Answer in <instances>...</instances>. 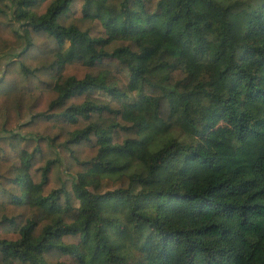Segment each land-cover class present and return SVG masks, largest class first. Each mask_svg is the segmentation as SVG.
<instances>
[{
    "label": "clouds",
    "instance_id": "1",
    "mask_svg": "<svg viewBox=\"0 0 264 264\" xmlns=\"http://www.w3.org/2000/svg\"><path fill=\"white\" fill-rule=\"evenodd\" d=\"M86 2L76 0L63 27L88 33L85 47L105 42L92 45L91 64L92 52L74 50V34L55 49L50 36L42 38L55 0H0V244L17 250L14 264L33 252L45 264H73L101 221L109 240L113 223L131 231L132 201L143 204L159 191L152 186L156 158L169 144L193 139L180 126L182 109L174 112L168 98L184 94L197 69L178 54L161 60L151 40L138 46L114 39L107 16L102 20L95 7L86 15ZM145 21L153 23L151 12ZM117 43L128 49L122 62L110 58ZM162 122L167 141L160 139ZM117 198L128 205L117 206ZM26 236L42 239L43 251L26 247ZM6 251L0 247V257Z\"/></svg>",
    "mask_w": 264,
    "mask_h": 264
},
{
    "label": "trees",
    "instance_id": "2",
    "mask_svg": "<svg viewBox=\"0 0 264 264\" xmlns=\"http://www.w3.org/2000/svg\"><path fill=\"white\" fill-rule=\"evenodd\" d=\"M75 2L55 0L42 38L50 36L55 49L72 33L77 54L92 52L95 63L92 45L105 42L85 47L88 33L63 27ZM92 7L102 20L107 16L114 39L138 46L151 40L161 60L178 54L197 69L184 94L168 98L174 112L182 109L180 126L190 128L193 139L169 144L156 158L152 186L159 191L143 204L132 201L135 227L113 223L115 239L109 240L101 221L95 237L85 235L91 242L82 243L73 264H264V0H87L86 15ZM58 10L65 11L53 23ZM149 12L153 23H142ZM111 51L121 62L128 53L118 43ZM159 135L168 140L164 122ZM128 203L116 200L121 208ZM24 243L41 252L45 247L27 236ZM0 247L7 250L0 264H14L17 250ZM21 264L45 261L25 253Z\"/></svg>",
    "mask_w": 264,
    "mask_h": 264
}]
</instances>
